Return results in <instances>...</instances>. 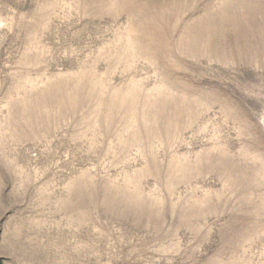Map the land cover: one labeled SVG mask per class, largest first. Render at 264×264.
<instances>
[{
  "label": "rangeland",
  "instance_id": "rangeland-1",
  "mask_svg": "<svg viewBox=\"0 0 264 264\" xmlns=\"http://www.w3.org/2000/svg\"><path fill=\"white\" fill-rule=\"evenodd\" d=\"M0 264H264V0H0Z\"/></svg>",
  "mask_w": 264,
  "mask_h": 264
}]
</instances>
